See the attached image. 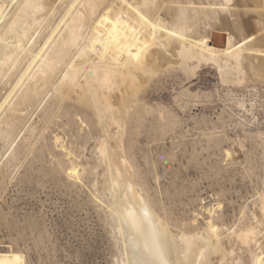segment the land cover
<instances>
[{"label": "bare ground", "instance_id": "6f19581e", "mask_svg": "<svg viewBox=\"0 0 264 264\" xmlns=\"http://www.w3.org/2000/svg\"><path fill=\"white\" fill-rule=\"evenodd\" d=\"M203 66L217 70L218 87L252 89L263 107L264 0H0V84L13 77L0 97V139L6 141L25 111L45 99L42 121L71 109L79 127L100 130L95 149L106 165L108 211L124 247L121 264H264V173L258 197L230 224L207 208L202 223L196 213L184 226L156 212L143 182L134 180L132 163L115 151L126 130L145 124L138 119L163 116L159 102L151 105L162 79L191 80ZM26 128L29 144L37 127ZM256 132L264 142V129ZM62 142L54 136V146L69 156ZM23 143L21 150L28 148ZM225 154L231 158L228 149ZM69 172L80 171L74 165ZM23 258L0 250V264H24Z\"/></svg>", "mask_w": 264, "mask_h": 264}, {"label": "rangeland", "instance_id": "374dc122", "mask_svg": "<svg viewBox=\"0 0 264 264\" xmlns=\"http://www.w3.org/2000/svg\"><path fill=\"white\" fill-rule=\"evenodd\" d=\"M12 78L0 84V97L8 88L6 81ZM218 86V72L212 66L199 68L191 80L162 79L151 105L154 108L159 102L163 116L145 114L147 119L137 120L145 126L126 130L122 146L115 150L118 157L123 155L132 163L134 180L143 182L156 212L184 226L190 225L196 213L197 222L202 223L207 208H215L230 224L258 197L262 187L264 142L256 131L264 129V111L258 108L264 109V104L262 107L252 89L225 84L224 90ZM233 87L238 90H230ZM251 96L254 101L248 98ZM45 100L39 108L34 104L25 111L6 141L0 139V250L19 252L24 264H121L124 247L108 211L111 196L107 173L103 175L106 165L95 149L102 133L93 125L82 124L80 128L71 109L63 114L61 108L51 119L42 121ZM30 124L37 128L28 144L25 135ZM55 135L70 150L69 156L54 146ZM22 142L27 149L21 150ZM74 165L79 175L69 172Z\"/></svg>", "mask_w": 264, "mask_h": 264}, {"label": "clouds", "instance_id": "9594fccd", "mask_svg": "<svg viewBox=\"0 0 264 264\" xmlns=\"http://www.w3.org/2000/svg\"><path fill=\"white\" fill-rule=\"evenodd\" d=\"M158 259H160L159 254H158ZM160 264H162V260H160Z\"/></svg>", "mask_w": 264, "mask_h": 264}]
</instances>
